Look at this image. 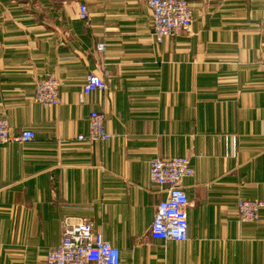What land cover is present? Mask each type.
<instances>
[{"label":"crops","instance_id":"0c3cea01","mask_svg":"<svg viewBox=\"0 0 264 264\" xmlns=\"http://www.w3.org/2000/svg\"><path fill=\"white\" fill-rule=\"evenodd\" d=\"M188 3L192 32L156 42L146 0H0V117L35 132L0 144V264H39L64 218L90 219L122 264H264V207L236 209L264 201V0ZM90 72L105 87L84 94ZM48 74L54 105L32 98ZM92 109L111 138L77 139ZM173 155L193 167L184 241L148 234L149 160Z\"/></svg>","mask_w":264,"mask_h":264},{"label":"built area","instance_id":"2783aa9c","mask_svg":"<svg viewBox=\"0 0 264 264\" xmlns=\"http://www.w3.org/2000/svg\"><path fill=\"white\" fill-rule=\"evenodd\" d=\"M151 13V35L156 42L164 37L190 34L192 32V11L188 0H146ZM77 16L88 24V10L85 3H78ZM96 49L102 51L104 43L98 42ZM260 62L264 64V56ZM61 82L45 75L35 83L33 100L42 105L59 103ZM105 87L104 80L96 73L86 75L81 85L82 93L89 94ZM82 102L83 98L80 97ZM104 115L92 109L88 114V130L76 137L79 140L104 141L112 134L104 127ZM35 138L31 129H23L18 134H10L7 119L0 117V144L7 142H28ZM193 174V167L187 156H153L149 160V178L159 186L162 197L153 209L148 234L152 238L164 241H184L187 239L189 204L183 180ZM264 207L263 200L240 198L236 209L240 221L253 222L259 218ZM60 241L47 249L39 264H122L119 249L105 240L99 231L93 229L92 221L82 218L61 221Z\"/></svg>","mask_w":264,"mask_h":264},{"label":"rangeland","instance_id":"374dc122","mask_svg":"<svg viewBox=\"0 0 264 264\" xmlns=\"http://www.w3.org/2000/svg\"><path fill=\"white\" fill-rule=\"evenodd\" d=\"M45 243V242H44Z\"/></svg>","mask_w":264,"mask_h":264}]
</instances>
